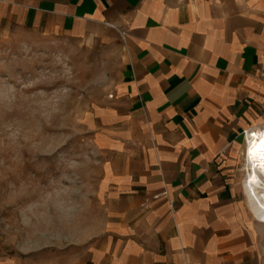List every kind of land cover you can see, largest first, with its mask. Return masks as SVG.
I'll use <instances>...</instances> for the list:
<instances>
[{
    "label": "crops",
    "instance_id": "crops-1",
    "mask_svg": "<svg viewBox=\"0 0 264 264\" xmlns=\"http://www.w3.org/2000/svg\"><path fill=\"white\" fill-rule=\"evenodd\" d=\"M12 28L118 41L101 224L75 264H264L241 179L244 132L264 128V0H0Z\"/></svg>",
    "mask_w": 264,
    "mask_h": 264
},
{
    "label": "rangeland",
    "instance_id": "rangeland-1",
    "mask_svg": "<svg viewBox=\"0 0 264 264\" xmlns=\"http://www.w3.org/2000/svg\"><path fill=\"white\" fill-rule=\"evenodd\" d=\"M120 67L112 37L0 30V264H75L100 229L95 114Z\"/></svg>",
    "mask_w": 264,
    "mask_h": 264
},
{
    "label": "bare ground",
    "instance_id": "bare-ground-1",
    "mask_svg": "<svg viewBox=\"0 0 264 264\" xmlns=\"http://www.w3.org/2000/svg\"><path fill=\"white\" fill-rule=\"evenodd\" d=\"M249 133L244 147L249 172L243 180V189L251 205L264 213V131L256 130L252 136Z\"/></svg>",
    "mask_w": 264,
    "mask_h": 264
},
{
    "label": "built area",
    "instance_id": "built-area-1",
    "mask_svg": "<svg viewBox=\"0 0 264 264\" xmlns=\"http://www.w3.org/2000/svg\"><path fill=\"white\" fill-rule=\"evenodd\" d=\"M263 79H264V76H263ZM256 130H263L264 131V128L254 129V130H249V131L244 132V141L246 142V138H247V133L248 132H250L249 135L252 136L253 132L256 131Z\"/></svg>",
    "mask_w": 264,
    "mask_h": 264
}]
</instances>
